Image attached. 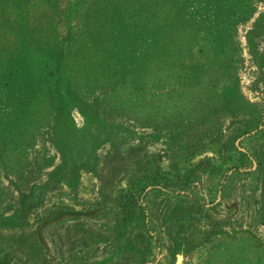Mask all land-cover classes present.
<instances>
[{"label":"rangeland","instance_id":"1","mask_svg":"<svg viewBox=\"0 0 264 264\" xmlns=\"http://www.w3.org/2000/svg\"><path fill=\"white\" fill-rule=\"evenodd\" d=\"M6 259L264 264V0H0Z\"/></svg>","mask_w":264,"mask_h":264},{"label":"trees","instance_id":"2","mask_svg":"<svg viewBox=\"0 0 264 264\" xmlns=\"http://www.w3.org/2000/svg\"><path fill=\"white\" fill-rule=\"evenodd\" d=\"M242 155H244V154H242ZM245 156V155H244ZM131 198H133V203L134 204H139L138 202H140L138 199H135V197L132 195V197ZM142 200V199H141ZM127 199L125 198L124 199V201H122V202H124V203H122V202H120L119 203V207H120V213L123 215V220L124 221H127V219L129 218V217H131V216H133L134 214H135V212H133V208H132V210H131V208H130V206H128V204H127ZM133 204V205H134ZM135 205V206H136ZM135 206H134V208H135ZM61 215H64L65 214V212H61L60 213ZM131 215V216H130ZM12 262H11V260L10 259H6L4 262H1L0 261V264H11Z\"/></svg>","mask_w":264,"mask_h":264}]
</instances>
